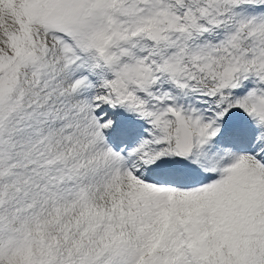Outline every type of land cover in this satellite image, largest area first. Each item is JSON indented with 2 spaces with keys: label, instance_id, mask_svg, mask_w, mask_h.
<instances>
[{
  "label": "snow or ice",
  "instance_id": "1",
  "mask_svg": "<svg viewBox=\"0 0 264 264\" xmlns=\"http://www.w3.org/2000/svg\"><path fill=\"white\" fill-rule=\"evenodd\" d=\"M0 264H264V0H0Z\"/></svg>",
  "mask_w": 264,
  "mask_h": 264
}]
</instances>
